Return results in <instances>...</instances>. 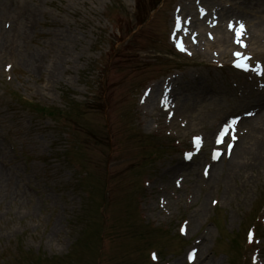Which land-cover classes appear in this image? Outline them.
Masks as SVG:
<instances>
[{
	"label": "rangeland",
	"instance_id": "rangeland-1",
	"mask_svg": "<svg viewBox=\"0 0 264 264\" xmlns=\"http://www.w3.org/2000/svg\"><path fill=\"white\" fill-rule=\"evenodd\" d=\"M53 1L57 2L44 0V11L39 12L40 20L35 26L39 27L36 29L38 46L34 45L40 49V62L44 66L36 69L34 64L37 62L19 63L20 83L17 86L4 82L1 67L4 60L8 59V53L0 56V90H10L7 95L0 93V168L6 173L0 182V264H149L148 249L146 250L142 241V224L135 209V195L141 187L142 173L139 170L158 175L162 167L179 159V153L173 147L171 138H157L153 135L150 124L139 122L138 112L133 108L130 110L129 102L139 79L147 74L146 70L159 68L164 73L175 66L173 61L167 60L170 55L164 35L166 28L170 27L168 14L175 0H166L165 3L163 0H156V7L161 9L147 13H155L156 19L142 28L143 35L148 37L149 48L146 51L141 47L142 38H138L141 29H134L132 41L136 52L132 55H138L143 60L159 56L160 53L164 63L156 60L152 65L143 62L138 64L139 68L146 70L138 72L137 76L123 84L121 102L114 108H105L103 96L97 97L91 88L83 84L84 68L81 66L87 60L93 68V90L96 88L97 91L98 80L104 73L102 69L106 59L103 58L111 55L114 50L109 46V41L112 40L110 28L121 19L119 15L114 19V14L117 11L127 13L130 21L122 20L128 27L137 21L138 16L152 9L153 0H125L126 3L121 7L109 5L106 14H102L98 6L104 2L109 4L108 0H62L65 6L62 11L54 9ZM257 15L252 16L254 21ZM109 17L114 20L109 22ZM7 18L10 19L5 17ZM70 23L74 31H67ZM154 24L160 25L155 28ZM151 28L159 31L153 34V40L150 36ZM62 54L70 59L68 63L65 67L60 66V73L47 75L46 68L49 71L56 70L51 63ZM46 55L47 61L43 60ZM99 55L102 57L99 58ZM27 64L29 67L26 68ZM74 64L78 66L73 68ZM159 73L152 72L149 75ZM67 87L76 93L75 96L80 101H89L93 97L87 106H82L81 114L76 116V127L81 133H87L86 129L93 132L88 150L91 156L86 162L92 172L90 179L95 192L100 178L101 189L96 192L95 197L103 196L106 199L105 210L111 214V219L106 222L109 243L103 253L100 250L99 231H96L100 222L95 210L87 211L84 207L85 200L82 198L77 176L72 174L67 157L60 155L61 145L55 140L56 130L43 119L35 118L32 112L27 113L24 103L14 93L39 106L53 104L58 107L64 93L68 91ZM212 98V93H209L210 101ZM197 105L202 113L212 111V108L209 109V106L202 103ZM110 135L119 143V149L113 155L115 161L111 163V184L102 188L106 179V174H102L103 158L112 154L109 147ZM256 136L257 134L255 138ZM244 145L241 142L235 153L240 154ZM76 156L77 153L70 154L72 159ZM148 156L152 157V161L156 159L149 167L146 166ZM156 164L159 165L151 171ZM186 173L187 180L200 188L198 170L193 176L187 170ZM214 174H217V170ZM249 174L248 180L252 187L247 198L238 186L233 187L231 179L228 190L223 184L221 190L227 198L225 208L211 207V192L205 194L201 189L204 203L199 196H195L194 208L189 216L191 222L194 217L197 226L193 233L190 232V238H203L196 264H249L247 260L238 261L239 256L232 246H238L236 233L240 234L242 241L245 232L246 227H239L243 218L241 216L251 209L255 211V206L261 203L264 196V163L260 167L255 166ZM237 182L240 184L235 179L234 185ZM200 204L204 209L201 214H197L194 210ZM177 207H174L176 211L173 209L170 216L174 222V216L178 215L176 224L182 216L187 215L183 208ZM168 240L177 241L175 247L162 245L175 253L168 260L172 261L171 264H179L180 260L184 264L181 256L187 245L180 248V241L175 236H168Z\"/></svg>",
	"mask_w": 264,
	"mask_h": 264
},
{
	"label": "bare ground",
	"instance_id": "bare-ground-1",
	"mask_svg": "<svg viewBox=\"0 0 264 264\" xmlns=\"http://www.w3.org/2000/svg\"><path fill=\"white\" fill-rule=\"evenodd\" d=\"M3 1L12 5V12H13L12 17L14 19L16 26L11 30L9 29L6 31V38L3 39V43L0 45V50H4L7 47L20 46V40L18 39V36L20 34L22 35V33L25 32L26 28L30 29L32 27L31 21L34 17V12H33L34 6L30 5V2H28L27 0H0V4ZM229 1H234L232 4L236 5L235 8L244 10L246 13L252 15H255V13L264 12V0H229ZM250 27H252L251 24ZM263 27L264 25L261 28H258V26L255 25V31H262ZM220 36H221L222 53L225 54L227 52V48L229 45V36L222 30L220 31ZM255 41L257 40H255L254 38L252 40V43H255ZM259 45L260 43L258 40V44L255 45V50L261 52L264 45L263 47H258ZM39 58H40V53L38 50L32 52V54L30 55V59H32L31 60L32 63L38 61ZM199 89H200V82H194L193 80L190 81L186 90H189V93L191 95L183 99V103H181V106L184 108H188L192 111L193 109L198 111L199 109L197 104L202 103L203 105L209 102L210 99H209L208 91L205 88L201 90ZM194 90H196L195 93H193ZM227 92L230 95L231 93L230 90H228ZM248 93H251V91H248ZM191 101H193L194 103H192ZM235 105L238 106L237 103ZM219 114L221 115L220 112ZM258 115L259 114L256 113L254 117L245 118L243 120L247 125H250V131L246 136L243 135L241 137V139L236 143L234 150L237 148V146L240 144L241 141L245 140L244 151L240 153L239 158L232 165H230L228 169L226 170L220 169V171H218V179L225 181L226 184H229V179H231L233 181V186H234L235 179H238V181H240V184H238L237 182L236 186H238L243 191L246 198L249 195L250 187H252L250 181L248 180L250 175L249 171L255 168V165H257L256 160L260 157L262 158L264 154V110L260 113L261 117H259ZM189 116L192 115L190 114ZM192 121H193V117L190 119V123L188 122L186 129H189V127L192 128L190 126ZM255 134H257L256 138H255ZM196 163L197 162H194V165L191 167L192 171L195 169ZM3 174L6 173H3V171L0 170V182L3 179L2 178ZM212 177L213 174L211 172L210 180L212 179ZM246 188H248V190ZM171 243H175V241H172ZM179 264H181V262H179Z\"/></svg>",
	"mask_w": 264,
	"mask_h": 264
},
{
	"label": "snow or ice",
	"instance_id": "snow-or-ice-1",
	"mask_svg": "<svg viewBox=\"0 0 264 264\" xmlns=\"http://www.w3.org/2000/svg\"><path fill=\"white\" fill-rule=\"evenodd\" d=\"M243 29V24L240 25L239 29L237 30V33L239 35L240 31ZM238 43H242V41L238 40L237 41ZM237 56H241L242 54L237 52L236 53ZM237 63L239 64L240 67H244V68H247L249 67V65L246 63V57L244 59H241V60H238ZM197 141H199V137L196 138Z\"/></svg>",
	"mask_w": 264,
	"mask_h": 264
}]
</instances>
